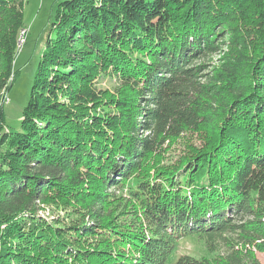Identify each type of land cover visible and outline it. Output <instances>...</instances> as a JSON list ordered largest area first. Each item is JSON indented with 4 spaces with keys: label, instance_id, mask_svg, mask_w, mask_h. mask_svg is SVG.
<instances>
[{
    "label": "trees",
    "instance_id": "1",
    "mask_svg": "<svg viewBox=\"0 0 264 264\" xmlns=\"http://www.w3.org/2000/svg\"><path fill=\"white\" fill-rule=\"evenodd\" d=\"M23 7L0 0V264H264V0H62L7 129Z\"/></svg>",
    "mask_w": 264,
    "mask_h": 264
},
{
    "label": "rangeland",
    "instance_id": "2",
    "mask_svg": "<svg viewBox=\"0 0 264 264\" xmlns=\"http://www.w3.org/2000/svg\"><path fill=\"white\" fill-rule=\"evenodd\" d=\"M61 1L62 0H24V25L25 28L29 30L25 41L19 44L14 61V70L16 73L15 80L12 82L8 94H6L9 97V102L5 104V127L7 129H15L20 125L23 110L30 98L46 34L51 30L58 11V5ZM22 30L26 31V29ZM217 57L218 56H216L214 60H216ZM115 84V79H110V77L104 75V73L99 77V88H114ZM39 214L48 219L52 218L48 210L42 209ZM57 215L58 213H55V216ZM185 252L193 253L198 256L209 253L203 242L193 236L185 237L180 241L177 254ZM257 256L261 262L264 263V253L257 252Z\"/></svg>",
    "mask_w": 264,
    "mask_h": 264
},
{
    "label": "built area",
    "instance_id": "3",
    "mask_svg": "<svg viewBox=\"0 0 264 264\" xmlns=\"http://www.w3.org/2000/svg\"><path fill=\"white\" fill-rule=\"evenodd\" d=\"M28 28H26V31H23V33L21 34V43L22 42H24L25 41V39H26V36H27V34H28ZM4 101H5V103H8L9 102V97L8 96H5L4 97Z\"/></svg>",
    "mask_w": 264,
    "mask_h": 264
},
{
    "label": "bare ground",
    "instance_id": "4",
    "mask_svg": "<svg viewBox=\"0 0 264 264\" xmlns=\"http://www.w3.org/2000/svg\"><path fill=\"white\" fill-rule=\"evenodd\" d=\"M23 31H25V30H22V33H23ZM22 33H21V34H22ZM19 42L21 43V39H20V41H19Z\"/></svg>",
    "mask_w": 264,
    "mask_h": 264
},
{
    "label": "water",
    "instance_id": "5",
    "mask_svg": "<svg viewBox=\"0 0 264 264\" xmlns=\"http://www.w3.org/2000/svg\"><path fill=\"white\" fill-rule=\"evenodd\" d=\"M19 44H20V42H19Z\"/></svg>",
    "mask_w": 264,
    "mask_h": 264
}]
</instances>
